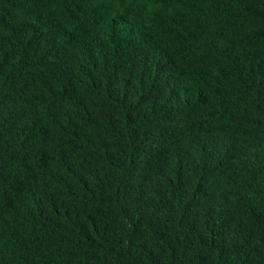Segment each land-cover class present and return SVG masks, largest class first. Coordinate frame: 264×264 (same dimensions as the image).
Wrapping results in <instances>:
<instances>
[{
	"label": "trees",
	"instance_id": "trees-1",
	"mask_svg": "<svg viewBox=\"0 0 264 264\" xmlns=\"http://www.w3.org/2000/svg\"><path fill=\"white\" fill-rule=\"evenodd\" d=\"M0 264H264V0H0Z\"/></svg>",
	"mask_w": 264,
	"mask_h": 264
}]
</instances>
